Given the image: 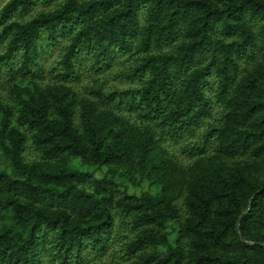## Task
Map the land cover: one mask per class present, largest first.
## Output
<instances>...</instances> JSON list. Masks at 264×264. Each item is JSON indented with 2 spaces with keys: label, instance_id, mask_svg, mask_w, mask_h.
I'll use <instances>...</instances> for the list:
<instances>
[{
  "label": "trees",
  "instance_id": "1",
  "mask_svg": "<svg viewBox=\"0 0 264 264\" xmlns=\"http://www.w3.org/2000/svg\"><path fill=\"white\" fill-rule=\"evenodd\" d=\"M36 1L0 7V264H83L120 235L110 264H264V0H64L15 18ZM40 46L58 48L51 79ZM118 55L125 86H75L85 60L98 76Z\"/></svg>",
  "mask_w": 264,
  "mask_h": 264
},
{
  "label": "rangeland",
  "instance_id": "2",
  "mask_svg": "<svg viewBox=\"0 0 264 264\" xmlns=\"http://www.w3.org/2000/svg\"><path fill=\"white\" fill-rule=\"evenodd\" d=\"M7 0H0V7L6 2ZM64 0H48V1H44V0H38L36 1L32 7L26 11L25 13H23L20 17H18L17 15H15V18H19V19H26L30 14H34L36 12H38L39 10H49L53 7L58 6L59 4H61ZM28 12V13H27ZM140 17H142V15H140ZM40 50H44V51H40V56H39V62L40 65L42 66V73H43V79L47 80V79H51L52 78V68L54 67V64L57 61V58L59 56V51L58 48L55 49H50V48H46V47H39ZM3 50L2 45H0V53ZM131 59H124L123 56H116L113 58L112 60V64L110 65L109 68L104 69L100 75L98 76H91L90 74H92V70L89 69V65L92 64V61L87 59L85 60V64H86V69L82 71L81 74V81L80 82H75V86L83 91V87L82 84L84 85L85 82H87L91 77L97 78L99 76H102L106 79V85L107 86H112L113 84L118 85V86H125L126 83L122 82L118 77L116 76V73L119 70L123 69L124 63H130ZM5 76V71L1 72L0 75V86H5L6 82H4L3 80ZM211 89L210 91H212V89H214V86H209ZM218 110L219 107L218 105L213 106L212 111H211V115L205 119L202 120V122L194 128V131L191 135V137H189V140H199L200 137L202 136V134H204L205 132V128L207 123H211L214 122V120L217 117L218 114ZM162 149L165 151V154L171 158L172 161H174L176 163L177 169L180 166H187V164L192 160L191 158H189L188 156L182 154L181 152L178 151V147L176 143H171L170 141H164L162 143ZM37 153L30 147V146H26L25 150L23 151V157L24 160L26 161H31L35 158H37ZM0 168L2 169H6V170H10V166L8 164V162L2 157V155L0 154ZM86 170H90L89 167H85ZM104 172V169L101 172H97V175H99L100 173ZM118 184H120L121 186H129L128 189L130 191L131 194L133 195H140L141 193H144L146 191L151 192V194H158L159 190H160V184L156 181L155 178L152 179H147L142 181L139 184H130L126 181V179L124 177L118 176L115 179ZM175 203L178 205L180 211H183V194H178L177 199L175 200ZM120 234H123V232L121 231ZM171 239H174V233L171 235ZM121 241H122V237L121 235L118 236L108 247V249L106 250L105 253H94V252H90V251H85L84 255H83V264H93L95 262H101V263H118V262H122L126 256H124V252L120 250V246H121ZM43 264H50L47 262H44Z\"/></svg>",
  "mask_w": 264,
  "mask_h": 264
},
{
  "label": "water",
  "instance_id": "3",
  "mask_svg": "<svg viewBox=\"0 0 264 264\" xmlns=\"http://www.w3.org/2000/svg\"><path fill=\"white\" fill-rule=\"evenodd\" d=\"M249 209H250V202H249V206H248V210H249ZM246 213H247V212H244V213L240 216V218H239V220H238V225H237V227H239V222H240L242 216L245 215ZM257 244H259V245H261V246H264L263 243H257Z\"/></svg>",
  "mask_w": 264,
  "mask_h": 264
}]
</instances>
